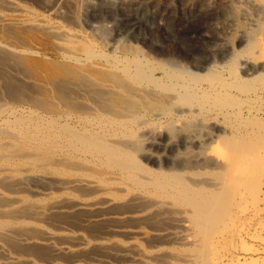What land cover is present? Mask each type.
Wrapping results in <instances>:
<instances>
[{
    "label": "bare ground",
    "instance_id": "bare-ground-1",
    "mask_svg": "<svg viewBox=\"0 0 264 264\" xmlns=\"http://www.w3.org/2000/svg\"><path fill=\"white\" fill-rule=\"evenodd\" d=\"M177 1L211 19L187 64L131 45L127 0H0V264L214 263L264 186V0Z\"/></svg>",
    "mask_w": 264,
    "mask_h": 264
},
{
    "label": "rangeland",
    "instance_id": "rangeland-1",
    "mask_svg": "<svg viewBox=\"0 0 264 264\" xmlns=\"http://www.w3.org/2000/svg\"><path fill=\"white\" fill-rule=\"evenodd\" d=\"M130 2L131 6H128L126 11L131 13V15L127 16V19L120 26L121 29L126 27L129 29L134 28L136 32L128 37L129 39L125 38L124 40H130L133 46H141L139 49L145 50L143 51L145 55L151 57L153 61L172 60L173 62L187 64V61L191 58L190 54L196 55L198 49H206L204 42L199 39L201 31H210V28H208L211 23L210 16L204 17L202 14L195 16L190 13H187L185 17L182 15L193 7L199 10L196 3L189 5L177 0H127L128 5H130ZM97 3L95 4L97 5L96 7L102 6L99 1ZM166 9L173 11L175 16L173 14L172 17L167 19L161 17L162 12ZM96 10L98 9L96 8ZM98 12H103V9H99ZM161 18L163 21L161 25H158L157 20H161ZM82 19L84 22L86 18ZM164 30L169 31L165 32ZM81 33L89 37L83 26ZM110 35L111 33L108 32L107 36ZM98 49L105 50L102 46H99ZM259 88H262V91L259 90V98H253L254 101L252 100L248 104L253 110V114H258L257 117H260V123L264 125V86ZM247 136L249 139L251 138V161L258 167L259 175L263 176L260 175L262 183H264V143L262 144V141L264 142V126L262 131L251 129ZM253 147L257 148L256 151H254ZM246 149H249V147H246ZM253 198V196L248 195L242 200L243 211L239 207L233 209L240 213L239 220L236 223L237 225H231L226 228L224 238L216 251L213 264H264V186H261L259 193H257V199Z\"/></svg>",
    "mask_w": 264,
    "mask_h": 264
}]
</instances>
